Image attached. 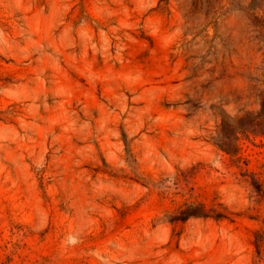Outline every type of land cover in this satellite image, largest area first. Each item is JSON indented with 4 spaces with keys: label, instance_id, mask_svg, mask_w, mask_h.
I'll return each instance as SVG.
<instances>
[{
    "label": "rangeland",
    "instance_id": "374dc122",
    "mask_svg": "<svg viewBox=\"0 0 264 264\" xmlns=\"http://www.w3.org/2000/svg\"><path fill=\"white\" fill-rule=\"evenodd\" d=\"M249 1L0 0V264H264Z\"/></svg>",
    "mask_w": 264,
    "mask_h": 264
},
{
    "label": "trees",
    "instance_id": "16d2710c",
    "mask_svg": "<svg viewBox=\"0 0 264 264\" xmlns=\"http://www.w3.org/2000/svg\"><path fill=\"white\" fill-rule=\"evenodd\" d=\"M196 2L202 1L207 6L213 7L216 3V5L219 8H222L224 6V3H221L222 0H195ZM229 3V6H235V7H242L243 5L240 3L241 0H225ZM264 2V0H262ZM262 6V5H261ZM245 9L248 11V15L250 20L253 22V25L255 26V32L256 35L254 37L261 41L262 44H264V8L260 7L259 4L256 3V0H250L246 5ZM262 10V13L259 14V10ZM258 103L260 105V115H264V91H261L257 93ZM221 148L225 150H229L228 148L223 147L222 145H219ZM207 215V214H202Z\"/></svg>",
    "mask_w": 264,
    "mask_h": 264
}]
</instances>
